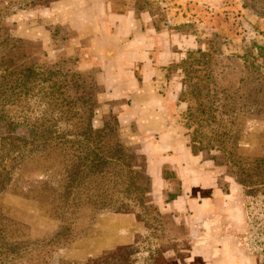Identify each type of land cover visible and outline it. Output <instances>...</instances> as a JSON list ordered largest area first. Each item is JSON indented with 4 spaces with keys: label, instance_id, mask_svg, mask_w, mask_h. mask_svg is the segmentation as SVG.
Returning <instances> with one entry per match:
<instances>
[{
    "label": "rangeland",
    "instance_id": "374dc122",
    "mask_svg": "<svg viewBox=\"0 0 264 264\" xmlns=\"http://www.w3.org/2000/svg\"><path fill=\"white\" fill-rule=\"evenodd\" d=\"M1 30L17 60L61 63L67 95L88 98L93 126L106 122L105 134L134 155L145 189L138 207L82 206L74 218L5 191L3 211L17 221L10 236L26 246L11 256L48 250L53 264H263V246L255 257L240 239L249 190L256 220L264 217V162H253L264 160V0H48L8 16ZM183 68L199 77L190 80ZM188 84L201 91L198 103L224 98L225 87L248 102L236 119L237 155L251 174L244 186L199 137V124L184 126ZM213 89L216 96L207 94ZM44 165L33 162L30 174L41 177ZM183 167L187 181L179 178ZM36 180L22 184L33 188Z\"/></svg>",
    "mask_w": 264,
    "mask_h": 264
},
{
    "label": "trees",
    "instance_id": "16d2710c",
    "mask_svg": "<svg viewBox=\"0 0 264 264\" xmlns=\"http://www.w3.org/2000/svg\"><path fill=\"white\" fill-rule=\"evenodd\" d=\"M47 1L0 0V197L14 188L15 194L41 202L49 212L59 206L73 218L82 206L99 213L138 207L145 189L138 182L140 170L134 155L114 135L105 134L106 122L101 128L93 126L87 97L71 99L67 95L66 75L60 62L44 68L38 61L17 60L9 44L10 36L1 30L8 16ZM183 70L190 80L199 77L195 68ZM191 72L195 75L190 76ZM202 77L216 88L211 71H204ZM224 89V98L198 103L201 91L188 84L185 94L193 103L188 105L184 126L198 123L199 137L207 138L211 149L220 153L228 171L244 186L243 178L251 174L243 172L237 155L236 119L245 112L241 110L248 102L239 103L232 96L235 90ZM210 93L216 96L218 91L207 92ZM113 124L118 126L116 119ZM35 161L45 164L41 177L30 174L29 165ZM260 175H264V170ZM34 177L37 180L33 188L22 184ZM246 184L253 187L252 180ZM255 202L254 193L249 190L244 205L247 232L240 241L257 257V245L263 246L260 252L264 254V217L256 220ZM7 214L0 200V236L4 238V244L0 243V264H53L48 250L39 251L34 257L23 253L25 241L10 236V223L16 220ZM70 224L59 232L64 238L72 231ZM18 247H24L20 257L11 256ZM58 264L82 263L61 260Z\"/></svg>",
    "mask_w": 264,
    "mask_h": 264
},
{
    "label": "crops",
    "instance_id": "0c3cea01",
    "mask_svg": "<svg viewBox=\"0 0 264 264\" xmlns=\"http://www.w3.org/2000/svg\"><path fill=\"white\" fill-rule=\"evenodd\" d=\"M183 169H184V171L183 170H180V174H179V178L181 179V180H184V181H187V178H186V176H185V172H188V171H190L189 170V168H185V167H183ZM192 170V169H191ZM193 173V172H192ZM178 174V173H177ZM182 174V175H181ZM183 175H184V177L185 178H183ZM188 179H189V177H188ZM191 181H193V176L191 175Z\"/></svg>",
    "mask_w": 264,
    "mask_h": 264
}]
</instances>
